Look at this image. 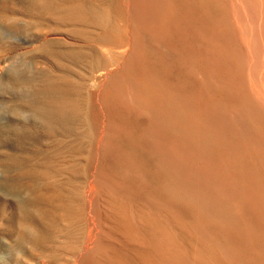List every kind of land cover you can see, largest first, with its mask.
I'll list each match as a JSON object with an SVG mask.
<instances>
[{
	"label": "bare ground",
	"instance_id": "1",
	"mask_svg": "<svg viewBox=\"0 0 264 264\" xmlns=\"http://www.w3.org/2000/svg\"><path fill=\"white\" fill-rule=\"evenodd\" d=\"M14 1L17 14L33 17L36 29L35 49L23 58L52 64L37 70L29 61L13 63L0 78V89L13 87L6 98L12 117L0 133L6 147L0 152V209L15 231L11 247H44L57 233L77 239L79 202L72 195L79 196L84 178L89 201L106 193L128 215L130 201L141 194L98 164L88 170L85 149L91 154L96 139L100 152L127 163L139 178L134 183L146 191L151 220L171 212L225 261L264 264V0L255 26L263 50L260 86L253 81L254 56L250 60L257 34L247 33L239 16L244 0H234V19L228 0ZM8 24L25 29L14 19ZM246 58L256 98L243 82ZM92 95L103 106L100 114ZM110 99L117 111L146 118L139 133L108 117ZM45 140L46 150L37 146ZM138 152L153 163V185L141 181ZM62 218L70 223L62 225ZM92 231L89 225L86 259L98 251L89 245ZM0 264L8 262L0 258Z\"/></svg>",
	"mask_w": 264,
	"mask_h": 264
},
{
	"label": "rangeland",
	"instance_id": "2",
	"mask_svg": "<svg viewBox=\"0 0 264 264\" xmlns=\"http://www.w3.org/2000/svg\"><path fill=\"white\" fill-rule=\"evenodd\" d=\"M244 1V9H242L245 13L241 10L244 15L240 14L239 16L240 18H242V22L245 23L244 25L246 32L248 33L250 31V33L252 34H257L255 35V38L253 35V49L251 47V53L253 52L252 56L250 53H248L249 50L245 45L246 43L244 44V40L242 39L240 30L235 23H233V26L235 28V36L244 55L248 58V60L249 54L251 56L250 60L254 56V65L256 64L255 68L257 69V71L255 79L253 78V81L260 86V81L259 79L257 80L256 77L259 76V71L262 68L261 66H263L260 57L262 56L263 50L261 45L262 41L261 39H259V33L255 32V26L260 22V4L259 0ZM255 1H257L256 3L259 5H257ZM233 2L234 0L227 1L231 19H234ZM253 9H255L256 11ZM18 10H20V6H18L17 2H15L14 0H10L9 2H7V0H0L1 79L9 66L13 63H18L20 64V66H28L29 61V68H38L37 70H46L47 68H50L49 66L52 64L51 62L43 59L35 61L31 60L30 58H23L24 52L29 53L30 51H33L35 49L36 40L32 39L33 34L35 35L36 29L32 22V20H34L33 17H25L23 15L17 14ZM255 12L257 14H255ZM245 14L247 15L245 16ZM253 14H255V16ZM242 15L244 16L245 20L243 19ZM256 15L259 17V19ZM12 19L16 20L20 24L22 23V26L26 30L23 29V31L20 32L18 30H14L8 24ZM246 20L248 21V23ZM255 50L258 52L256 53ZM247 58L245 59V63L243 64L245 68L243 82H245L250 95H255L254 98H256L257 94H255L256 91H253L254 87L251 85V78L248 72L250 71V67L248 65L250 64V60L246 62ZM232 79L238 82L236 73L232 75ZM12 89H0V133L2 131L1 127H3V125L7 123L9 118L12 117L11 112H6L8 108V106L6 108V105H8V100L6 98L7 96H10L9 94H7V91H12ZM14 90L15 92L19 90L17 91L18 93L22 92V90L18 86L16 87V89L14 88ZM92 92L93 91L89 89V95H91ZM4 93L5 95L3 96ZM99 102L100 100H97L96 98H94V96L90 101L91 106H93V109L97 114H100L103 107ZM106 108L109 118L114 117L124 125H128L129 123V125H132L134 127L137 133L142 130L146 123V118L143 115L137 114L133 111H129L130 113L127 111H117L115 102L112 99H110V103H108ZM111 112H113V115ZM132 116L135 117L133 118ZM48 142L49 141L45 140L39 143L37 146L41 149H49L50 144ZM123 143L126 146L128 145V142L125 138H123ZM90 147L91 154L90 150L87 148L85 149L86 151L84 154V159H87L86 157L88 156V170L94 168L95 165L97 166L98 164L99 168L104 169L106 172H108L114 180H116L117 182L125 180L127 185L137 188L138 193L141 194L130 201V212L128 213V215L123 214L124 211L121 209V207H119L120 202H118V200L112 196L109 197V195L106 193H101L96 197V200H94V202L89 201L91 196L87 192L86 179L84 178L80 187L79 196L77 194L72 195L73 199L75 198V200L79 202L77 211H79L80 214L79 219L81 222V232L80 235L77 236V239L71 240L66 238L65 235L57 233L54 237V240L47 246H33L31 245V243H25L23 247L20 248V250H14V248L11 247V244L13 243L15 231L8 223L4 222L2 218L3 214L0 209V223L2 224V226L0 224V247L3 250L0 251V258L4 259V261L8 262V264H246L240 262L225 261L217 253L213 246L198 238L194 233L191 232V230L187 229V226L183 222H180L181 219H177L171 212H164L162 215H160V217L157 218V220H151L149 217L150 211L143 199L146 196V191L144 192V190L140 186L139 188L135 186L134 182H138L139 178L129 170V168L127 167V163L116 162L117 160L115 159V157L113 158L111 155H107L106 153H104V151L100 152L97 147L96 139H93V143ZM4 150L6 151V147L1 144L0 152L2 151L1 153H3L5 152ZM138 154V160L141 161L143 167L141 181L149 186L153 185L154 180L150 171L153 168V163L144 153L138 152ZM37 161H40V158H36L32 162L35 163ZM0 173H2V171ZM52 180L46 181L51 182ZM127 180L129 182H127ZM24 193L26 196L30 195L28 192H23V196H25ZM43 194L45 195V197H49L50 195L46 190H44ZM8 199L10 200V197H8ZM9 206L10 202H7L6 207L9 208ZM87 215L89 216V218L87 217ZM69 220V218H62L61 224L67 225L70 223ZM92 220L93 223L96 222V224H93L91 222ZM89 225L93 228V238L96 237L95 239H92V242L94 243H91L89 245H96V249L98 251L94 254L93 250H91L89 253L92 255L87 256V260L84 257L85 255L83 251H85L86 248L85 244H88L87 229ZM5 228L7 231H5ZM4 231L8 233H4ZM96 232L98 233L96 234ZM10 234L12 235V237ZM1 238L4 242H2ZM95 242H97V244ZM76 250H78L79 252H76ZM260 253H262V255L260 254V257L264 258L263 247Z\"/></svg>",
	"mask_w": 264,
	"mask_h": 264
}]
</instances>
